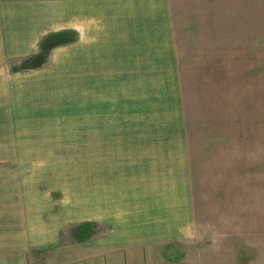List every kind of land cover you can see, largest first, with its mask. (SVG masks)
Masks as SVG:
<instances>
[{"label":"crops","instance_id":"0c3cea01","mask_svg":"<svg viewBox=\"0 0 264 264\" xmlns=\"http://www.w3.org/2000/svg\"><path fill=\"white\" fill-rule=\"evenodd\" d=\"M235 1L197 2L250 8V0ZM173 3L0 0V116L8 120V81L27 75L13 78L12 61L36 54L46 34L71 29L79 41L68 50L70 81L85 90L87 136L99 138L86 146L99 186L83 218L70 211L63 225L46 220L35 201L28 209L8 188L0 264H195L177 248L197 225ZM82 220L100 222V235L63 243L61 232Z\"/></svg>","mask_w":264,"mask_h":264},{"label":"rangeland","instance_id":"374dc122","mask_svg":"<svg viewBox=\"0 0 264 264\" xmlns=\"http://www.w3.org/2000/svg\"><path fill=\"white\" fill-rule=\"evenodd\" d=\"M197 1L173 3L197 225L177 248L195 264H264V0L216 8L214 20ZM58 32H66L63 41L42 50ZM78 39L71 29L48 33L36 54L11 63L13 78L27 75L8 81V120L0 116V127L8 125L0 131V225L8 188L11 199L28 209L35 201L46 220L63 225L70 211L84 217L99 186L96 154L86 147L99 138L86 134L85 90L67 66ZM85 222L64 229L62 242L100 235V222Z\"/></svg>","mask_w":264,"mask_h":264},{"label":"trees","instance_id":"16d2710c","mask_svg":"<svg viewBox=\"0 0 264 264\" xmlns=\"http://www.w3.org/2000/svg\"><path fill=\"white\" fill-rule=\"evenodd\" d=\"M66 32H58V33H54L52 35H50L43 43V47H42V50L45 49V47H47V41H54V43H50L51 45H56V44H59V42H62L63 41V35L65 34ZM65 41V40H64ZM49 44V45H50Z\"/></svg>","mask_w":264,"mask_h":264}]
</instances>
